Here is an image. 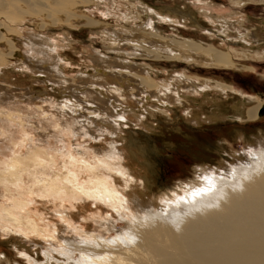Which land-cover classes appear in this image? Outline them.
Wrapping results in <instances>:
<instances>
[{
  "label": "bare ground",
  "instance_id": "obj_1",
  "mask_svg": "<svg viewBox=\"0 0 264 264\" xmlns=\"http://www.w3.org/2000/svg\"><path fill=\"white\" fill-rule=\"evenodd\" d=\"M19 1L31 8L38 5L40 9L38 7L36 13H40L43 17L41 19L45 18L52 25L73 27L93 23L94 26H99L88 16L77 18L75 15L77 19L73 20L68 8L63 15L54 14L53 5L57 0H48V4H45L46 0L17 2ZM89 1L91 0L72 2L75 8H80ZM1 3L4 4V1L0 0ZM43 3L45 7L41 6ZM2 9L0 8V12ZM152 11L159 21L181 25L188 21L178 14H173L176 17L174 19L171 14ZM146 17L147 15L142 18L140 13L135 15L132 10L122 15L120 21L123 20L127 25L129 20L139 21L134 23L135 30L103 25L108 41L106 50L116 52L118 56L112 59L94 51L89 57L94 63V71L91 74L86 71L77 72L74 77L76 82H71L65 76L64 59L57 49V46L63 45L55 44L49 37L35 32L22 35L7 23L0 22V26L3 25L9 30L4 33L0 27V39L4 42L0 49V72L8 64H15L19 69L28 68L33 73L43 74L46 80L59 88L60 94H64V98L59 101L46 100L52 103L54 113L60 117L54 122L53 128L55 148L41 151L38 144L20 142L15 154L7 161L0 162V180L13 187L30 183L27 189L30 194L32 192L41 197L46 196L49 203L56 205L53 211L44 205V213L59 217L58 222L64 230L67 231L69 225L66 224L73 221L71 233L78 236L77 240L81 245L77 251L86 264H129L119 255L101 254L110 243L105 238L107 231L113 228L111 223H107L110 218L107 222L104 220L109 212L121 216L122 219L126 218L131 229H136L137 232L134 233L138 236V242L152 254L153 264H264L262 134L250 141L255 146H260L259 150L245 155L244 163L238 162L231 170L222 171L223 174H229V177H206L203 187L207 190H195V201L187 199L181 202L177 212L162 213L154 208L160 204V200L155 199L146 179L149 175L147 164L142 163L138 150H132L128 145L124 126L131 122L134 126L149 128L143 121L145 113L135 109L138 107L151 115L162 112L168 117L167 112L173 106H179L185 109L186 120L193 123L217 121L225 117L220 109L204 115L199 112L200 109L194 110L195 107L189 99L211 93L215 96L210 98L214 104H220L217 94L227 97V87L217 81L187 76L180 72H173L159 79L154 71L156 67L148 63L134 62L129 56L155 62L176 59L187 62L194 60L203 65L217 67L235 65L229 61L230 53L223 52L210 43L182 35H160L151 18L143 22ZM219 25L218 29L212 31L222 38L232 39L230 31L238 33L237 30L245 29L241 25L237 28L233 21H219ZM17 37H21L20 42ZM257 37V34L250 36L241 33L239 41L243 44L240 45V53L263 57L264 49L259 55L252 50V45L259 43ZM5 58H12L14 61L2 62ZM9 91L1 86L0 99L11 98L12 94L7 95L11 93ZM261 107L263 104L259 99L243 97L241 106L234 110L233 117L256 120L260 116ZM12 116L8 112L6 118L13 119ZM9 122L21 130L25 127L23 120L17 121V125L14 120ZM47 123V119H44L30 124L35 129L46 132L49 128ZM100 143L102 147L95 146ZM197 168L199 174L211 172L204 165ZM3 198L11 208L19 209L23 206H18L23 198L18 197L12 203H9L13 199L11 196L5 195ZM141 201L151 204L153 209H143L140 207ZM211 202L215 205L208 204ZM184 210L186 213H182ZM127 211L132 212L131 217L129 214L124 217L123 214ZM98 213L101 214L95 218ZM174 216L178 220L171 219ZM168 219H171L170 222ZM82 226L87 228L86 232L82 230Z\"/></svg>",
  "mask_w": 264,
  "mask_h": 264
},
{
  "label": "rangeland",
  "instance_id": "obj_2",
  "mask_svg": "<svg viewBox=\"0 0 264 264\" xmlns=\"http://www.w3.org/2000/svg\"><path fill=\"white\" fill-rule=\"evenodd\" d=\"M3 1L4 4H0V8H3L0 12L1 23H7L22 35L35 32L49 37L55 44L63 45L57 46V49L64 59L65 76L71 82H76L74 77L77 72L86 71L91 74L94 71V63L89 59L94 51H99L112 59L118 56L116 52L106 50L108 41H106L107 36L103 25L104 27L113 26L135 30L134 23H139L137 19L129 20L128 25L123 20L120 21L122 15L131 10L135 12V15L140 13L142 18L147 15L143 22L151 18L160 35H182L196 41L210 43L221 51L230 53L229 61L235 65L230 67L208 66L194 60L187 62L163 59L155 62L137 60V57L129 56V59L134 62L148 63L156 67L154 71L159 79L173 72H180L187 76L217 81L227 87L225 94H228L227 97L217 94V101H220V104H214L210 98L215 96L211 93L192 96L189 99L195 107L194 110L200 109L199 112L204 115H210L212 111L220 109L225 117L217 121L193 123L186 120L185 109L179 106H173L167 112L168 117L162 112L151 115L138 107L135 109L145 113L143 121L149 128L143 129L132 125L131 122L124 126L128 136V145L132 150H138L142 156V163L147 164L149 175L146 179L155 199L160 200V204L154 207L156 211L177 212L181 202L187 199L195 201V190H207L203 187L206 177L211 175L229 177V174H223L222 171L231 170L238 162L244 163L245 155L253 150H259L260 146H255L250 141L259 134L264 137V111L256 120L239 119L233 115L234 110L241 106L243 97L259 99L264 106V56L243 55L240 53V45L243 42L239 41L241 33H247L250 36L257 34L259 37L256 40L259 43L253 44L252 50L259 55L264 49V0H91L80 8H75L73 0H57L53 5L56 11L54 14L63 15L68 8L73 20L79 16H88L99 24V26H94L93 23L90 25L75 24L76 26L73 27L62 24L52 25L45 18L44 22V19H41L42 15L36 13L38 5L36 8L35 5L31 8L22 1H19L21 5L17 2L18 0ZM47 1L45 4H48ZM152 10L171 14L174 19L176 17L173 14H178L187 18L188 21L182 25L159 21ZM223 20L233 21L237 28L241 25L245 29L237 30L238 33L230 31L229 35L233 37L232 39L217 36L212 30L218 29L219 21ZM0 27L4 33L9 32L3 25ZM16 39L20 42L21 37ZM3 43V39H0V44H2L0 49ZM9 61L14 60L5 58L2 62ZM4 68L0 72V87L2 86L5 91L10 90L11 93L7 95L12 94V97L9 96L11 98L5 100L0 99V162L10 159L22 141L28 144H38L41 151L53 150L56 146L53 128L60 117L54 113L55 108L52 107V103L46 100L59 101L64 98V94H60L59 88L50 80H46L43 74L33 73L28 68H16L15 64H8ZM8 112H11L13 119L6 118ZM44 119L50 123H47L49 128L45 130L46 132L42 129H35L30 124ZM9 120H14L15 125L17 121L23 120L24 129L10 125ZM95 146L102 147L101 143ZM202 165L213 174L211 172L199 174L197 166ZM1 181L0 264H86L77 251L81 245L77 240L78 236L71 233L73 221L66 224V226L69 225L66 231L59 224V217L56 216V219L54 216L45 214L44 205L52 211L56 205L49 203L46 196L41 197L32 192L30 194L27 190L30 183L13 187ZM184 189L189 191L184 192ZM3 195L13 198L9 200V203L18 197L23 198L18 204V206H23L19 209L7 206ZM203 204L205 205V202ZM208 204L215 205L212 202ZM151 206L141 201L140 207L143 209L152 210L153 206ZM172 209L174 211H168ZM131 213L127 211L123 215L127 217L126 215L129 214L131 217ZM182 213H186L185 210ZM100 214H95V218ZM173 218L177 219L175 216L171 219ZM107 219H109L108 222ZM125 219L113 212L105 216V222L111 223L113 228L107 231L105 238H108L110 243L107 250L102 251L101 254L119 255L129 264H153L152 254L138 242V236L134 233L136 229L132 230L133 228L131 229ZM82 227V230L86 232L87 228ZM120 251L122 252L119 253ZM149 256L150 259H147Z\"/></svg>",
  "mask_w": 264,
  "mask_h": 264
},
{
  "label": "water",
  "instance_id": "obj_3",
  "mask_svg": "<svg viewBox=\"0 0 264 264\" xmlns=\"http://www.w3.org/2000/svg\"><path fill=\"white\" fill-rule=\"evenodd\" d=\"M264 111V106L260 108L259 114H262Z\"/></svg>",
  "mask_w": 264,
  "mask_h": 264
}]
</instances>
